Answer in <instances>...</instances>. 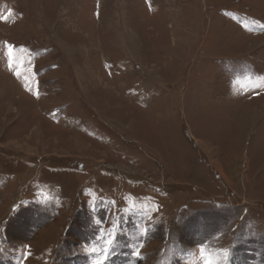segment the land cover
<instances>
[{"label": "rangeland", "instance_id": "obj_1", "mask_svg": "<svg viewBox=\"0 0 264 264\" xmlns=\"http://www.w3.org/2000/svg\"><path fill=\"white\" fill-rule=\"evenodd\" d=\"M0 16V264H264V0Z\"/></svg>", "mask_w": 264, "mask_h": 264}, {"label": "snow or ice", "instance_id": "obj_2", "mask_svg": "<svg viewBox=\"0 0 264 264\" xmlns=\"http://www.w3.org/2000/svg\"><path fill=\"white\" fill-rule=\"evenodd\" d=\"M9 15H11V13H9ZM8 17L5 16H0V19H7ZM10 59H11V55H10ZM106 243L110 246L112 244L111 240L106 241ZM92 251H95V249L93 248ZM224 255L227 256V251L224 252ZM210 264V262H209Z\"/></svg>", "mask_w": 264, "mask_h": 264}]
</instances>
